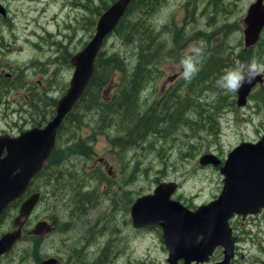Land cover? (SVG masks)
I'll list each match as a JSON object with an SVG mask.
<instances>
[{"label": "rangeland", "instance_id": "374dc122", "mask_svg": "<svg viewBox=\"0 0 264 264\" xmlns=\"http://www.w3.org/2000/svg\"><path fill=\"white\" fill-rule=\"evenodd\" d=\"M0 2L9 11L7 18L0 16V70L12 75L16 87L10 91L8 83L0 87V133L18 134L19 129L29 128L36 122L45 124L54 109V104L50 103H57L67 91L74 72L71 55L91 39L94 31L88 20L94 18L99 0ZM254 2L256 0H165L152 18L161 38L158 44L163 49V57L155 63L154 75L142 90L139 112L134 119L138 124L163 119L156 126L162 132L159 139L152 134V127L146 139L143 131L134 132L137 142L126 149V141L121 138L128 136L134 120L109 126L113 120L110 119L117 116L110 115L114 111L110 110L109 115L105 114L108 126L101 127L97 110L88 112L80 107L83 121L79 125L66 122L52 163L34 183L42 197L33 222L56 219L59 225L46 240L34 244L35 256L43 252L48 256L63 253L66 238L75 235L74 239L78 240L83 234L89 236L97 218L105 219L109 227L115 229L116 212L106 209L109 200L123 202L129 193L142 191V187L150 192L160 182L177 181L181 185L180 194L192 206L220 195L219 168L212 163L202 165L201 157L207 153L221 156L240 140H253L264 132V97L258 94L249 97L246 109H241L237 106V93L224 95L215 87L234 61L247 63L255 57L264 62V34L255 48L245 50L244 19ZM233 34L238 35L234 36V44L229 45L228 38ZM201 39L207 42L204 61L210 57L218 59L220 74L214 72L210 78H195L191 83L180 79L176 84L179 88L172 91L169 87L174 76L181 72V57ZM104 50L108 57H126L128 70H132L138 60V54L124 44L119 33L106 40ZM122 73L118 70L111 76L102 90L104 99L117 93ZM43 90L47 92L44 103L49 106L48 119L33 116L34 106L43 104ZM165 91H170V95L160 107L158 102ZM205 92L219 94L213 100L205 96ZM238 105L243 106L239 98ZM211 126L217 130H212ZM72 140L83 141L82 150L89 147V153L73 155ZM144 142L150 143L147 148L141 145ZM108 180L115 182L108 185ZM76 194L85 197L80 203L82 209L76 210V221H61L68 214L73 216L74 210L67 202ZM15 212L12 207L3 227L10 226ZM133 235L131 231V239ZM242 238L249 250L238 255V264H262L264 247L253 241L247 230L242 231ZM74 239L69 242L70 249H74ZM132 248L131 245V254L134 253ZM142 250L146 264H167V254L157 233L146 234Z\"/></svg>", "mask_w": 264, "mask_h": 264}, {"label": "water", "instance_id": "95a60500", "mask_svg": "<svg viewBox=\"0 0 264 264\" xmlns=\"http://www.w3.org/2000/svg\"><path fill=\"white\" fill-rule=\"evenodd\" d=\"M134 0H115L102 12L96 22L95 33L85 46L70 59L74 72L67 91L58 99L54 116L44 125H36L21 131L17 136L0 135V214L13 201L27 191L31 180L39 174L51 152L56 146L58 132L69 113L77 106L86 92L96 71V60L108 36L118 27ZM8 15L7 8L0 3V16ZM246 46L254 45L264 29V0H256L250 5L244 19ZM251 85L245 84L240 89L239 104L245 105L251 92ZM200 163H212L220 167L226 175V185L222 196L201 205L196 212H190L186 206L171 199L177 188L175 182L159 184L152 194L139 198L132 207V215L137 225L156 224L161 221L166 233V243L171 251V263L179 255L186 259L204 261L209 258L214 246L205 241L217 244L231 243L227 220L231 213L239 211L246 216L258 213L264 207V136L257 143L243 142L234 148L221 167V159L216 155L204 154ZM41 193L30 195L21 206L16 220L19 228L4 235L0 241V253L11 248L22 238V217H28L40 200ZM208 208L217 209L207 210ZM221 208L227 210L221 211ZM182 211L183 226H176L175 212ZM47 221L36 224L37 234L50 232ZM174 231H181L195 236L203 235L202 241L190 237L180 243ZM184 237V236H183ZM47 260L42 264H55Z\"/></svg>", "mask_w": 264, "mask_h": 264}, {"label": "flooded vegetation", "instance_id": "af4514ba", "mask_svg": "<svg viewBox=\"0 0 264 264\" xmlns=\"http://www.w3.org/2000/svg\"><path fill=\"white\" fill-rule=\"evenodd\" d=\"M8 16H9V11H8ZM263 34H264V29L261 34V39L258 42H256V45H253L251 47H245V50L255 48L261 42ZM179 76L180 74H177L172 79V87L174 88V90L179 88L178 87L179 85L176 86V84L180 80V78H178ZM7 83L9 84L10 87L8 91H10L13 88H16L15 84L13 83L12 75L9 74L8 72H3L0 70V87L3 84H7ZM247 85L252 86L251 92L248 95L247 99L255 94L264 97V76L257 77L252 84H247ZM255 91H257V93ZM46 96H47V92L43 90L42 98H41L43 104L34 106L33 116H37V117L42 116L48 119L49 106L48 103H44L46 100ZM236 96H237V106L241 109H246L245 106H247L249 99L245 105L239 106L238 105L239 93H237ZM55 104H54V109H55ZM250 114H252V111ZM36 124L43 125L40 122H36ZM29 128L19 129L18 134L21 131L27 130ZM1 134H9L11 136L18 135V134H12L8 131H3L2 133H0V135ZM263 136H264V132L260 134L258 138L253 140L245 141L244 139H242L231 149H229L228 152H226L225 154L221 156L217 155L221 159V167L225 164L230 152L238 145H240L243 142L257 143L258 141L261 140ZM46 166H47V162L45 163L43 170L46 168ZM216 168H219L220 171V167H216ZM220 173L222 176L221 192H220L222 196L223 190L226 185V181H225L226 175L223 174L222 172ZM48 174L49 171L47 175ZM36 177L30 182L27 191H25V193L19 199H16L12 203H10L0 214V241L3 239L5 234L15 231L19 228V226H17L15 223L20 215L22 203L33 193L40 192V191H36L34 186V183L38 179V177L37 178ZM111 182H115V181L108 180V185ZM168 182H172V181H168ZM177 183H178L177 190L172 195L171 198L181 201L186 206V209L190 212L198 211L199 206H192L186 202V199L183 198V196L180 194L181 185L179 182ZM142 189H143L142 191L138 190L129 193L124 198L123 202H113L109 200L108 204L106 205V209L108 211L114 210L116 212L115 229L110 228L108 222L105 219L97 218L96 219L97 224L94 226V230L93 232L90 233L89 236L83 234L78 240L74 239L75 235L74 238H70V236H68L66 238V244H65L66 250H64L63 253H54L53 255H49V256L47 252H43L39 256H35L33 247L34 244H36V242H38L39 240H46L47 236L51 235L58 229L57 227L59 226L58 220L56 219L47 220L44 218L38 220V222L41 220L47 221L48 223H50L52 229L50 232L44 234L35 233L34 228L36 226L35 225L36 222H33V218L37 207L36 205L35 209L31 212V214L28 217L21 218V221L23 222L22 238L19 241H17L15 244H13L11 248L0 253V264H42L43 260L46 257L47 259H54L56 262L55 264H146V255L144 253V250H142V247L145 243L146 234H152L154 232L157 233L158 237L160 238V242L162 243V246L166 251L167 256L165 260L167 264H238V260L240 259L238 258V255L240 253L246 254L247 251L249 250V248L244 244L242 238L243 230H247L252 240L259 243L260 247H264V223H263L264 207H262L258 213H249L246 216H244L243 213L239 211H234L233 213H231L230 217L227 220L228 228L230 230L229 238L231 242L228 246L222 242L221 244L220 243L217 244L215 241H205L203 239V235L199 233L193 236L190 235L189 233L184 234L181 231H174V236L180 243L187 242L191 237L194 240L196 239H198L199 241L204 240L206 242V245L214 246V247L212 253L209 255V258L207 260L204 261L192 260L189 263H186V259L179 255L171 263L170 261L171 251L170 249H168V245L166 243V233L162 225L163 221L156 224L137 225L132 215V207L136 203V201L147 194L153 193L154 191L153 189L150 192H146L144 191L143 187ZM41 197L42 195L40 196V199ZM84 198L85 197L76 194L73 200L68 201L67 205H70V208L71 209L73 208L74 210L73 216L69 217L68 214L61 221H65V222L69 220H72L73 222L76 221V210L82 209L80 203ZM215 198H213L209 202L213 201ZM100 203L101 202L93 206V208L94 209L97 208L100 205ZM12 207H14L16 210L13 216V220H11L12 222L10 226L6 225V227H3L5 225L4 220ZM207 210H211V211L213 210V212L217 211V209H213V208H208ZM225 210L227 209L221 208V211H225ZM182 215L183 214L181 210L175 212L174 221L176 223V226L185 225V222L182 220ZM241 225L243 226V229ZM131 231L134 233L133 239H131ZM72 239H74L73 240L74 249H70L69 242L72 241ZM61 240L62 239H60V241ZM131 245L133 246L132 248V251L134 252L133 254H131V249H130ZM260 249L261 248H258V250ZM262 264H264V260L262 261Z\"/></svg>", "mask_w": 264, "mask_h": 264}, {"label": "trees", "instance_id": "16d2710c", "mask_svg": "<svg viewBox=\"0 0 264 264\" xmlns=\"http://www.w3.org/2000/svg\"><path fill=\"white\" fill-rule=\"evenodd\" d=\"M113 1L115 0H99V4L98 6H96L95 11L93 12L95 13L94 18L91 17L88 20V25L91 27V31H95L93 27L94 25L96 26V22L99 16L104 10L108 8L110 3ZM164 2L165 0L133 1L126 15L122 18L118 27L112 34L119 33L122 36L124 44L138 54V60L133 67L134 69L132 68V70H128V68L130 67L128 65L129 61L126 57H122L119 55H111L110 57H108L105 54L104 45L103 49L97 57L96 71L94 76L92 77L90 85L84 93L80 103L69 113V115L64 120L62 127L60 128L58 133V142L68 120L73 125H79L83 121V113L79 111L80 107L85 108V110L88 112L97 110L98 116L100 118L98 126L101 127L108 126L106 122L108 118L105 114L109 115L108 112L110 110H114L110 115L117 116L110 119L113 120L110 122L109 126L116 125L117 123H119V121L125 122L126 120L132 121L135 119V116L139 112L138 107L141 95L143 93L142 90L145 89L146 84L149 81L148 79L154 75L153 71L155 63L163 57V49L159 48L158 44V41H160L161 38L157 29L152 24V18ZM118 70L123 72L120 76V85L119 87H117L118 91L114 96L104 99L102 96V90L109 84L111 76ZM159 70L160 69H158V71ZM220 71L221 68L218 65V59L210 57L208 60L203 62V64L201 65V70L196 78H210L214 72L219 75ZM169 89L174 91L173 87ZM169 95L170 91L164 92L158 102V105L160 107L168 101ZM55 103L56 101H53L50 103V105ZM54 110L55 109H53L51 115L54 114ZM120 116L122 118H119ZM162 120L163 119H159L153 123H151L150 121L145 124H138L139 122H135V120L134 122L132 121L133 126L130 127L128 136H123L121 138L122 140L126 141V149L132 148L137 142L134 140V132L143 131L142 135H144V139H146L148 130L152 127V134H155L159 139V133L162 132H159V129L156 128V126L161 124L163 122ZM165 120L166 122H169L167 119ZM211 128L214 131L217 130L214 126H211ZM131 137L133 138L131 139ZM72 143L73 146L71 153L73 155H87L89 153V147H87L85 151L82 150L83 141L72 140ZM149 144L150 143L148 142H144L141 145L145 146L144 148H147ZM57 147L58 143L47 161L46 168L38 177L44 174L48 168V165L52 163V158L55 155L54 153Z\"/></svg>", "mask_w": 264, "mask_h": 264}, {"label": "clouds", "instance_id": "9594fccd", "mask_svg": "<svg viewBox=\"0 0 264 264\" xmlns=\"http://www.w3.org/2000/svg\"><path fill=\"white\" fill-rule=\"evenodd\" d=\"M230 35L228 44H234V36ZM207 52V42L203 39L194 42L181 57L179 64L181 67L180 79L186 83H191L201 70ZM264 76V62L253 57L250 62L244 63L240 60L234 61L232 67L224 70V74L216 81L215 87L219 93L224 95L236 94L245 84H252L257 77ZM219 93L205 92V96L215 100Z\"/></svg>", "mask_w": 264, "mask_h": 264}]
</instances>
